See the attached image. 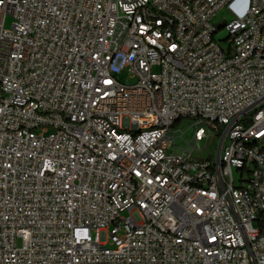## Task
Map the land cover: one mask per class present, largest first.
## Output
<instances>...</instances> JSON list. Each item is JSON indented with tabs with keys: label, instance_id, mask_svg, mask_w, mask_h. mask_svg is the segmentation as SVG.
<instances>
[{
	"label": "built area",
	"instance_id": "1",
	"mask_svg": "<svg viewBox=\"0 0 264 264\" xmlns=\"http://www.w3.org/2000/svg\"><path fill=\"white\" fill-rule=\"evenodd\" d=\"M0 264H264V0H0Z\"/></svg>",
	"mask_w": 264,
	"mask_h": 264
},
{
	"label": "rangeland",
	"instance_id": "2",
	"mask_svg": "<svg viewBox=\"0 0 264 264\" xmlns=\"http://www.w3.org/2000/svg\"><path fill=\"white\" fill-rule=\"evenodd\" d=\"M228 19L229 16L224 12H220L215 19V23L217 27L219 28L218 34L216 38L218 40H225L228 37V33L225 29H222L225 25V20ZM8 28L10 27V22L8 23ZM127 75L124 74L123 76H120V80L122 82H126ZM130 82H133L129 80ZM196 124L193 120L184 118L179 123L176 124L175 127H172L170 130V134L172 136L177 137V145L179 149L185 155H188L187 152H185V149L188 144L192 143L195 134H196ZM220 144V136L219 134L212 133L211 137L208 141H204L200 143L198 146H196V151L193 154V158L197 160H214L217 157V149ZM195 145V144H194ZM125 215H128L127 213ZM22 242L21 240L18 241V246H21Z\"/></svg>",
	"mask_w": 264,
	"mask_h": 264
}]
</instances>
